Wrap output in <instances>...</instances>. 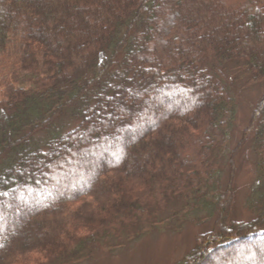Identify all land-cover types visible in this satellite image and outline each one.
I'll list each match as a JSON object with an SVG mask.
<instances>
[{
    "label": "trees",
    "instance_id": "1",
    "mask_svg": "<svg viewBox=\"0 0 264 264\" xmlns=\"http://www.w3.org/2000/svg\"><path fill=\"white\" fill-rule=\"evenodd\" d=\"M261 83L264 0H0V264H76L202 210L174 264H261L264 92L231 145L235 89Z\"/></svg>",
    "mask_w": 264,
    "mask_h": 264
},
{
    "label": "rangeland",
    "instance_id": "2",
    "mask_svg": "<svg viewBox=\"0 0 264 264\" xmlns=\"http://www.w3.org/2000/svg\"><path fill=\"white\" fill-rule=\"evenodd\" d=\"M231 73V70L226 72L228 76ZM234 78L235 76H231L230 79ZM236 85L239 87L241 83L238 82ZM263 92L264 83L235 89L234 94L239 105L233 121L232 146L239 140L247 125L251 110ZM252 152V145L248 144L239 156L236 176V216L245 219H249L251 216V212L245 207L244 202L255 175ZM225 175L227 172L223 173V181L226 182ZM181 221L172 220L170 223L161 226L160 229L146 232L123 247L113 251H97L91 258L76 264H174L192 248L196 234L211 226V218L206 210L194 211Z\"/></svg>",
    "mask_w": 264,
    "mask_h": 264
},
{
    "label": "snow or ice",
    "instance_id": "3",
    "mask_svg": "<svg viewBox=\"0 0 264 264\" xmlns=\"http://www.w3.org/2000/svg\"><path fill=\"white\" fill-rule=\"evenodd\" d=\"M252 248L257 249L262 254L261 255V264H264V237H261V241L259 243H256L254 245L249 246V249H248L249 252L252 251ZM243 253H244V250L240 249L239 250V255L241 257H243L244 259H251V260H255L256 259V255H255L254 252L251 255H249V256H244Z\"/></svg>",
    "mask_w": 264,
    "mask_h": 264
}]
</instances>
